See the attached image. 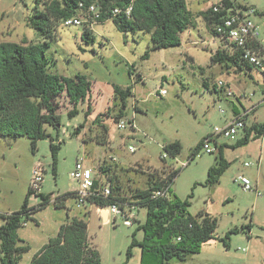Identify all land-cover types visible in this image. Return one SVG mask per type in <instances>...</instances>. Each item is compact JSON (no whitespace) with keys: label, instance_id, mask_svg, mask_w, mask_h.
Masks as SVG:
<instances>
[{"label":"rangeland","instance_id":"1","mask_svg":"<svg viewBox=\"0 0 264 264\" xmlns=\"http://www.w3.org/2000/svg\"><path fill=\"white\" fill-rule=\"evenodd\" d=\"M43 1L39 2L40 8L44 7ZM187 1L195 14L200 41L189 44L184 37L180 46L149 51L148 58L143 55L152 46L150 35L122 32L111 19L93 25L95 41L89 43L83 39V26H57L46 51L50 71L65 76L85 74L92 86L73 115L69 113L73 104L66 93L57 98L59 126L46 124L48 137L38 141L35 152L26 136H0V212L10 213L21 208L29 191L31 170L38 162L46 168L41 188L44 194L54 197L76 189L78 184L71 179L70 172L77 159L84 155L87 165L97 171L99 165L109 166L110 171L105 174L112 178V186L118 183L120 192L130 200L135 189L148 187L150 174L166 176L181 167L171 184V192L180 200L189 198L190 213L195 215L205 210L217 218L218 225L214 237L203 243L199 251L185 260L173 258L165 264H264V134L256 137L253 131L249 142L236 147L233 145L242 138L243 131L230 137H218V142L225 144L223 155L230 165L216 184L207 181L209 169L216 162L215 153L201 150L190 159L192 150L204 136L213 133L216 126L227 124L235 109L232 101L239 110L255 109L247 117L248 126L264 123L263 79L256 70L250 77L233 66L212 62L211 53L224 45L218 39L214 46L204 42L203 35L212 37V33L201 14L217 0ZM238 1L260 12L254 20L260 25V39L264 44V0ZM35 4L36 0H0V41H43L28 24ZM191 28L187 33L196 37V29ZM227 70L232 72L227 73ZM219 80L232 83L240 102L236 96L227 97L216 90L214 85ZM114 85L132 87L126 115L119 120L115 114L121 105L114 97ZM161 89L167 91L165 95L161 94ZM122 119H134V127L119 128L118 122ZM82 125L80 133H76L77 127ZM176 140L182 145L181 152L164 159V145ZM52 142L60 146L56 172ZM129 145L136 147L135 152L129 150ZM183 162L187 164L180 165ZM245 162L250 166L246 167ZM242 174L258 184L261 195L243 189L236 181ZM38 201L39 198L32 196L30 204ZM65 205L56 207L51 203L37 211L35 221L28 220L20 228L24 241L36 248L42 239L56 236L60 223L68 220V207V210L73 208L70 216H80L88 222L89 237L99 250L101 264H159L151 255L142 259L139 244L132 248L131 257L127 255L133 233L136 231V240L143 239L144 231L137 227L146 220L145 207L137 211L136 222L129 226L121 216L114 221V216L110 215V221L105 222L95 206L89 204L80 208L75 197L69 198ZM233 229L235 231L231 232ZM28 256L19 264H26Z\"/></svg>","mask_w":264,"mask_h":264},{"label":"trees","instance_id":"2","mask_svg":"<svg viewBox=\"0 0 264 264\" xmlns=\"http://www.w3.org/2000/svg\"><path fill=\"white\" fill-rule=\"evenodd\" d=\"M223 1L227 5L232 3L229 0ZM39 2L40 0H36L28 16V24L37 31L43 41H0V136H26L30 139L34 152L37 150L38 141L48 137L46 124L59 126L60 117L57 111L60 104L57 98L63 92L66 93L68 101L73 104L69 111L70 115H73L78 112V104L84 101L92 86L91 80L85 74L65 76L50 71L46 55L57 26L64 20L78 15L80 3L85 6L95 3L101 10L99 21L111 19L122 32L149 34L153 43L143 55L144 58H148L149 51L180 46L183 32L191 26L196 27L195 14L189 8L187 0H45L43 8H40ZM212 4L201 15L213 35L215 25L222 22L226 11L215 12ZM115 9L119 11L114 12ZM83 27L82 36L85 42L95 41L92 28L88 25ZM189 58L192 59L190 56ZM211 60L213 63H225L227 67L233 66L239 72L255 69L252 64L240 59V52L225 47L212 52ZM205 85L209 86L208 81H205ZM214 87L219 90L216 84ZM113 89L114 97L121 105L115 114V118L119 120L126 115L127 99L132 95V87L122 88L114 85ZM238 101L240 102V98ZM234 111L238 114L236 109ZM89 113L88 106L87 114ZM133 120L130 119L129 122L133 124ZM82 127L83 125L78 126L76 133H80ZM253 131L256 137L263 135L264 123L248 126L242 138L233 147L249 142ZM206 137L208 134L192 150L190 159H194L201 151ZM224 147L223 143L218 146L215 153L216 162L209 169L207 181L211 185L219 182L230 165L223 155ZM59 148V145L51 143L55 172ZM163 148L166 154L176 157L181 152L182 145L176 140ZM99 170L105 174L110 171V167L99 165ZM180 171L181 167H178L166 176L152 173L147 188L135 189L132 192L131 199L140 207L146 208L147 217L145 222L137 227V230L144 231L142 241L136 240V231L133 233V240L127 249L128 258L132 256V248L139 244L142 247V259L151 255L159 264H165L173 258L185 260L190 254L199 251L203 243L214 237L218 225L217 218L205 210H200L195 215L190 213L189 198L180 200L172 192L167 197L153 196L156 190L169 187ZM120 191V185L113 184L110 196H93L89 198V204L107 207L129 199ZM75 194L72 190L52 197L41 192L40 201L31 205V192L28 191L21 208L10 213L0 212L1 264H19L23 255L31 249V245L19 234L26 221H35L34 214L51 203L56 207H65V202L74 198ZM233 231L235 230H231ZM29 264H101V256L96 245L90 240L88 222L82 217H74L60 226L57 235L51 237L49 242L35 253Z\"/></svg>","mask_w":264,"mask_h":264},{"label":"built area","instance_id":"3","mask_svg":"<svg viewBox=\"0 0 264 264\" xmlns=\"http://www.w3.org/2000/svg\"><path fill=\"white\" fill-rule=\"evenodd\" d=\"M229 1L232 2L231 5H227L223 0H217L212 4V8L215 12L226 11V14L222 16V22L215 25V34L212 35L213 42H216L218 39L221 41L220 43H223L225 48H229L231 51L240 52V59L249 62L255 67L254 70L259 72L264 84V44L263 40L260 39V25L254 20V16L259 15V11L246 2L238 0ZM130 9L131 7L129 8L128 13L130 12ZM118 11V9L114 10V12ZM100 17L101 10L95 3L89 6L80 3V12L78 15L64 20L62 25H88L93 28L94 24L100 22ZM216 85L225 96H236L238 100L239 97L227 82L219 80ZM160 92L165 95L167 91L161 89ZM262 102L264 103V98ZM220 111L222 113L225 112L223 109H220ZM247 115L248 113L236 114L228 120L225 126H216L213 133L208 134V137L204 140L201 150H203L204 153H216L218 146L221 144L218 142L219 136L230 137L237 134L239 131L245 132V129L248 127ZM127 125H132L134 127V124L123 119L118 122L119 128H125ZM129 150L135 152L136 147L129 145ZM166 156L170 155L165 154V156H163L164 159H166ZM186 164L187 162L180 163V165L183 166ZM244 165L248 167L250 166V163L245 162ZM45 172L46 168L43 163H36L32 168V175L29 182L31 197L39 198V201L40 193L42 192V184L45 179ZM70 177L78 184V187L74 191L76 192V205L80 208L89 204V198L93 196L107 198L112 193L111 180L100 170L95 173V169L87 165V157L84 155H81L77 159L74 170L70 172ZM236 181L242 185L244 190H254L258 195L262 194L258 185L253 184L252 180L247 175H239ZM170 195L171 185L167 188L156 190L153 196L167 197ZM140 208L141 207L135 203V200L130 199L116 202L107 207L96 206L100 216H104V212H107L106 219L104 220L105 222L110 221V215L114 216V221H116L117 216H121L124 224L129 226L136 222L137 211Z\"/></svg>","mask_w":264,"mask_h":264},{"label":"crops","instance_id":"4","mask_svg":"<svg viewBox=\"0 0 264 264\" xmlns=\"http://www.w3.org/2000/svg\"><path fill=\"white\" fill-rule=\"evenodd\" d=\"M197 27H194L193 29L195 30ZM192 29V28H191ZM92 30H93V28H92ZM188 30H190V29H188ZM188 30H186L185 32H183V34H182V43L184 42V37L186 38V42L187 43H189V44H197L200 40H199V38H200V36H199V33H198V31H197V29H196V32H197V36L196 37H193V35L191 34V32H189V33H187V31ZM185 35V36H184ZM203 38H205V43H209L210 45H212V46H214V44L216 43V42H213V37H208V36H204L203 35ZM202 38V39H203ZM212 49V48H211ZM191 57L192 59H193V56L192 55H190V54H188V57ZM253 71L254 70H251V71H249V72H243L244 74H246V75H248V76H250V77H252L253 76ZM227 73H230V72H232V71H230V70H227L226 71ZM209 83V82H208ZM227 83L231 86V88H233V85H232V83L231 82H229V81H227ZM221 92V91H220ZM263 98H264V92H263ZM263 101V100H262ZM232 105L234 106V108L236 109V111L238 112V114H244V113H248V115H250V113H252V112H254V110L255 109H252L251 110V108H246V107H244L243 108V110H239L237 107H236V104H235V102L234 101H232ZM234 115H236L235 114V111L233 110V114H232V116L230 117V119L234 116ZM248 115L246 116V118L248 117ZM98 168H99V166H98ZM31 172H32V170H31ZM95 173H97V170H95ZM256 185H258V184H256ZM259 187V186H258ZM75 190V189H74ZM27 193V192H26ZM35 204V203H34ZM68 205V204H67ZM93 206H95V205H93ZM96 207V206H95ZM89 209V212H91L90 211V208H88ZM67 218H68V220L67 221H69V220H71L72 218H74V217H79V218H81L80 216H76V215H73V216H70V214H71V212L73 211V208L72 209H69L68 210V207H67ZM102 218L105 220L106 219V217L105 216H102ZM67 221H62L61 223H60V225H59V227H58V230H59V228H60V226L63 224V223H65V222H67ZM58 232V231H57ZM19 234H20V237L22 238V239H24L25 240V238L24 237H22V235H21V231L19 230ZM52 236H48L47 238H45V240H41V242L37 245V247L36 248H34L33 247V245L30 243V245H31V249L27 252V253H25L24 255H23V258H24V256L25 255H29L28 256V260H27V262H26V264H29L30 262H31V260H32V258H33V256L35 255V253L36 252H38L46 243H48L49 242V239L51 238Z\"/></svg>","mask_w":264,"mask_h":264}]
</instances>
